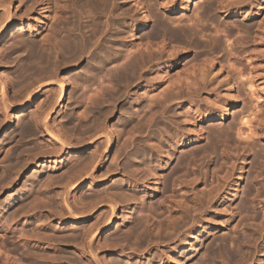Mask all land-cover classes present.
I'll list each match as a JSON object with an SVG mask.
<instances>
[{
	"label": "bare ground",
	"instance_id": "obj_1",
	"mask_svg": "<svg viewBox=\"0 0 264 264\" xmlns=\"http://www.w3.org/2000/svg\"><path fill=\"white\" fill-rule=\"evenodd\" d=\"M13 1L14 0H0V45L6 40V43L11 42L10 40H14V38L16 40L11 43V45L7 46L4 51L8 58H12V63L14 62V71H12L11 74H9L10 72L8 74L0 72V127H5L8 124L12 125L14 119L13 112L18 109L26 110L27 107L30 108L31 106L33 107L31 108V111L33 109V113L29 111L30 113L28 115L27 112L21 117L18 116L19 120H17V125L13 128L14 130L10 131L7 136L4 137V141L0 143V161L5 163L4 160H8V162H10L9 166H13V170H15V168L19 169L22 164L21 169L22 167L26 168L28 165H36L35 168L38 171L36 172V176H32L25 182L20 192L12 197V200H9L10 202L4 203V207L0 209V225L3 217H5L4 220L6 218L12 219L10 221L12 223L15 221V218L18 219L19 216L22 215V213H19L21 211L19 210L21 206L44 199L42 198L44 194L42 195L43 192H41L40 189L43 187L42 184L46 177L47 182L43 184L44 189H49L50 187L51 189H47L48 192L46 191V193L48 194L45 193L47 195V201L45 200L44 207L49 208L53 205V207L49 209L50 211L47 210L48 208H46V210L49 211L50 218L55 222L54 225L57 227H55L56 230L53 229L54 225H51L52 227L50 228V221L47 222L49 217H46L48 220L45 221L44 215V217H41L44 221L40 218L43 222H40L41 220L37 222L36 231H34L33 228L31 233H26L25 230L23 234H20L22 237V243H20L23 249L20 251V248L18 251L23 254V259L21 257V260H26L28 264H40L42 260H47L49 257L54 261L56 258H54L53 254L52 256L49 255L50 250L48 252V249L52 246L49 245L50 240H54L53 242L64 247L66 252L64 251V253L60 254V258L63 259V261L65 260L66 264H158L156 263L157 260H159V264H161L163 259L161 260V257L157 258V256L151 257L146 262L140 261L139 263H134L132 261V255L137 257L145 256L147 253L146 248L153 243L155 247H159L160 243L162 244L161 241L163 236L169 237L171 235L173 237L175 234L173 232L174 229H178L180 224L184 225L187 222L186 220L190 221V218L187 216L191 214L192 210L204 209V207L211 204V206H209L213 214L211 213L212 215L210 216L209 214H204L205 217L203 218L206 222V226H204V229L200 232L201 234H207L203 239L201 238L202 244L200 248L198 249L196 247L198 251L194 250L195 253L190 251L192 249H187V254L194 253V255L189 257L186 262L178 261L177 259V261H175L170 254L166 253L169 255H165L168 264H254V262L250 263L251 260L249 261V259H252V256L255 255L252 251L251 244L256 241L252 239L253 242L251 241V243L247 237L252 233L248 236L246 235L247 237L243 236V234L241 236L240 233L238 234L237 228V226L240 225L238 223H240L242 219H245L241 217L242 210H246V207H248L247 201H245L247 199H244L243 196L249 197L248 195L253 191V186L248 183L251 182V179L254 180L253 177L250 178L251 174H248L250 180L247 182L250 185H247L245 191H242L244 194L240 192L243 196L241 197L238 191L234 193V197L232 198L233 201L230 203L233 211H235L234 218L228 220L226 224L222 221L218 224V219L224 214L219 211L218 204L222 192L225 191V185L227 181H229V177L225 175L229 176L228 173L230 169L228 173L224 175L225 178H221L222 176L220 177L221 181L218 182L220 184L212 189L210 188L208 192H205V189L200 190L201 193L196 191L195 189L198 188L194 184L196 180L193 182L186 180V182H184V179H178L181 181L180 185H182L184 191L179 200H175L177 197H174V199L173 195L170 194V197H172L171 204L173 206L170 209L169 207L167 208L170 214L166 217V226L163 225L161 220H158L157 223L155 222L156 219L153 220L149 218L150 214H148V217L146 215L147 213L143 215V209H148L155 215L161 214L166 210L164 200L157 199L159 198L157 196H159V191L161 190V187L159 188L158 185L160 181V177H158V168L162 166L165 169L166 167L169 168V166H164L165 164L162 162V148L158 140H161V137L172 138L173 136L171 134L172 132H169L170 134L168 132L167 134L163 133L165 125L161 117H163L162 114H168L173 119L179 121L175 107L172 104L171 106L168 105V102L176 100L177 97L189 98L194 95L193 93L196 91L198 92L199 88L203 89V91L209 88L217 91L222 87L220 84L215 86L217 77L214 75L212 76L214 72H212L214 60L206 61V59H203L200 61L197 58L200 62L192 60V62H194L190 64V67L188 66L189 68H181L184 70L178 71L174 69V67L181 64L180 61L182 59H177L178 55L176 54L180 48L176 52L174 50H171V52L170 49H167L169 48L167 47L168 42L167 45L160 43L166 40L164 38L166 35H170V37L180 42L183 39H191L196 47L208 46L210 44L217 49L221 48V51L223 48L222 45L225 43L227 45L226 47H229L225 49L224 45L223 50L227 51L225 63H227L228 68L233 70L236 75L233 82L230 81L232 77H229L231 88H235L240 82L243 87L249 89L248 94L251 97L259 99L260 95L257 94V89L254 87V80L256 76H259L257 73H259L260 68H263L261 66L263 62L261 65L260 62L264 61V48L261 49L264 44L262 40L264 37L261 39L259 36L258 39H260V41L258 42L257 37H255L256 39L253 38L255 39L252 44L253 49H251V47L246 50L245 48H238L239 45H237V47L233 45L235 43L238 44L236 41L242 38L240 37L242 35H240V33L244 31H241L242 27L240 26L241 24H238V18L243 17V13H245L247 17L245 16L243 18L251 20L250 23L248 22L249 25H254V21H258L262 15L264 7L257 4L260 6L258 11L256 13H251L255 8V6L252 5L255 2L254 0H156L152 5H160L165 10L166 15L155 12L152 29L141 36L138 35L139 30L147 26L148 23L143 24L141 19H138L135 15H131L134 12L131 13V7L128 5L131 3L129 1L132 0H121V3L118 5L116 2L119 0H33V2L30 0H20V5L12 7ZM29 1L31 3H29ZM262 1L264 0H260L258 3ZM179 4L182 5L179 9L182 13L175 17L173 14H178ZM37 6H41L44 15L42 16V23H37V26L34 27L31 23V18H33L32 13L36 10ZM118 15L119 18L125 15L124 18L126 21L124 20L123 23H121L122 21L118 23ZM147 20L148 18L146 21ZM118 21H120V19ZM263 21L264 20L259 19L258 27L262 25ZM27 22L28 24L26 25ZM258 29L259 28L256 30L257 33L261 31ZM245 31L247 32L248 30ZM252 32L250 31V33ZM261 32H264V30L262 29ZM20 35L22 37L24 35V38L19 37ZM161 37L162 39H160ZM151 41H154V43ZM151 43L156 45L154 46ZM143 44H146V47H144L145 45ZM171 45L170 47H172ZM244 46L245 45H243V47ZM180 47L182 48V46ZM173 48L176 49L178 47ZM4 55L3 57L0 55V65L3 63L6 64V62H3L5 60ZM218 56L221 57L220 55ZM165 57H167V59H164ZM84 58L88 59V63L82 71H79L76 75L65 73L78 67V63ZM214 58L215 56L213 59ZM174 60H176V62ZM173 61L175 63H172ZM169 62H171V64H169ZM218 62H220V60H218ZM160 65L163 66L161 68L159 67V69L158 66ZM155 71H157L156 74L154 73ZM253 73H255L256 76L251 77L250 75ZM262 73L264 72L262 71ZM149 74L153 76H149ZM143 82H146V84L140 86ZM70 84L73 85V89L69 94L68 89ZM260 85L262 86V84ZM15 88L17 89L15 90ZM139 88L144 89L140 91ZM131 91H134V93ZM200 92L202 91L200 90ZM230 94V106L234 108L238 104L239 97H237L236 90H233V93ZM132 95H136L137 97L135 96V98H132L134 97ZM105 98L109 101L111 99L109 103L107 101L108 105L104 104L106 101ZM71 99L72 101H70ZM68 100L71 106L66 105ZM121 101L124 102L120 108L121 120L117 129H112L109 119H106L116 111V105ZM215 103L217 102L215 101ZM67 106L71 109L66 113L65 109ZM57 108L59 109L57 110ZM212 109L210 110V122L213 123L216 118H224V107H222L221 104L220 106L218 104L217 107ZM247 110L248 109L244 110L243 108V110L238 113L239 119H237V121H239L237 124L239 125L235 123L234 126L237 129V134L242 138L245 134L250 138H254L255 135L261 139L264 138V128H262L260 132H255L253 128H251V134L249 135V132H247L246 129L244 130V125H250V121L247 120ZM253 112V110L250 111V113L254 114L255 112ZM250 113L249 115H251ZM55 115L58 116L59 120L61 118L65 119L66 117L67 122L65 125L70 122L76 124L75 126L73 125L74 127L71 125V127L75 128H72V131H74L72 132L68 129L72 133H67V128L64 127L66 130L63 129L62 122H60V124L62 123L61 125L57 124L59 121L56 122ZM93 116H95L94 121L91 120ZM143 118H145V120L141 121ZM187 118L188 119L181 120L184 122L186 120H191L189 116ZM76 119L78 121H76ZM145 126L152 129V131L153 129L155 132L157 131V133H152L147 141H144L145 138L141 136L138 137L143 128L144 130L146 129ZM174 126L177 127L175 124ZM165 127L167 129V126ZM171 129L170 131H172ZM178 130H180V125ZM76 131L78 134L75 133ZM164 131L166 133V130ZM227 131L228 132H225V136L223 137H227L228 140L232 136L229 133L230 130ZM176 132L179 134L178 138L183 145L193 146L190 147V151L179 152L176 148L180 146L177 144L172 145L175 149L174 152H172L173 154L170 153L171 155H169V157L170 162L175 163L173 166L171 163L169 164L171 167L168 169L169 171L164 176V179L162 178L161 180L167 187L168 184L171 183L170 181L173 175V181H175L177 180L176 178L183 174L179 173L180 175L178 174L179 176L176 177V173H178L181 168L184 170L186 167L184 164L191 166L196 162L198 157L204 158L211 153L209 150L213 149V152L216 151L220 143L219 141L222 140L221 137V140H219V133H217L214 128L212 129L211 136H207L206 143H201V140H206V137H201V140H194L191 139L190 132L187 133L184 129ZM158 137L160 138L158 139ZM224 139L225 142H223L222 145L227 141L226 138ZM230 140H228L229 143ZM217 141L219 143H217ZM253 141L252 143L255 144ZM219 145L221 146V144ZM114 148H116L115 153L113 151ZM214 148L216 149L214 150ZM223 148H225V146ZM223 148L222 151H224ZM226 148L228 149V147ZM128 149L130 151V154H128L129 158L128 156L125 157L126 159L128 158V160L121 165L120 161L124 158V155H127ZM218 151L220 150L218 149L216 153H219ZM156 152L158 158L153 162V158L156 157L154 153ZM216 153L214 155H216ZM224 153L225 152H223V154ZM72 156L73 158L74 156L75 158L78 157L77 161L76 159L74 160ZM70 158L73 160H70ZM146 160L150 163L147 162L149 165L147 169L142 165L145 164L144 161ZM255 162H253V164L256 165ZM17 163L18 166L16 167ZM6 164V166H8V163ZM45 164L47 165L46 169L42 167ZM145 165L147 167V164ZM2 166L4 167V164ZM126 168L129 170L124 171ZM234 168L236 167L234 166ZM234 168L233 170H235ZM122 169L126 172L127 176L129 175V177H127L128 179H124L123 176L124 181L122 186L113 185V189L111 187L112 190L109 192L107 190L98 192L100 186L106 185L112 178L120 175L122 176L124 173ZM187 169L188 171L189 169L191 170V168ZM8 170L10 171L12 169ZM15 171L13 172L15 173ZM188 171L184 172V174ZM5 172H1V176L2 173L4 174ZM232 172L231 169L230 174ZM188 173L186 176L190 174ZM7 174L9 175V173ZM7 174H4L6 176L4 180L9 177ZM255 174L256 177L258 173L256 172ZM231 175H233V173ZM231 175L230 178L232 177ZM3 176L1 177L2 179ZM142 176H144V178H142L143 181L141 183L139 181H141ZM150 176L156 179L157 185L153 188L149 183L151 181ZM15 177L12 176V179L10 178L11 182ZM43 178L44 180L41 183ZM2 179H0V182ZM10 179L8 178L9 181L6 180L10 182ZM7 181H5V185L10 184ZM2 182L0 183V187L4 188V182L1 186ZM78 190L84 191L83 195L81 194L80 197H76ZM51 192H53V194H51ZM173 192L178 191L173 189ZM77 196L79 195L77 194ZM146 197L149 199H146ZM234 201H237L236 204H234ZM19 202H21L20 205L18 204ZM47 204L50 206H46ZM122 205L124 206L122 207L123 209L121 208ZM30 206L31 208L34 207L32 203ZM30 206L27 205L26 207L30 208ZM40 206L42 207L43 203H41ZM10 208H12V210L9 213L10 218H8L4 215L8 213L7 211ZM27 208L24 206L21 209H24L22 211L25 212ZM39 208L37 207L38 210ZM161 210L162 212H160ZM27 211L28 213L30 212L29 209ZM27 211L25 213H27ZM198 212L199 211H196L195 214L196 216L198 215L197 217L199 218ZM17 213H19V216H17ZM236 219L238 220L235 224L234 221ZM53 222L51 224H53ZM83 223L87 224L85 228L83 227L84 229H81ZM231 223L235 224V226L233 225L235 230L234 234L222 233L221 231ZM34 224H36V222H34ZM200 224L201 222L199 220L197 221L194 216L192 225L196 227L198 225L200 226ZM63 225H68L69 230L64 228L65 226L61 227ZM185 225L187 226V224ZM63 228L65 230H63ZM156 228L157 237L155 236L154 238L152 234ZM50 229L55 231L52 232ZM180 229L182 228L180 227ZM3 230H5L4 227ZM62 230L67 233H59ZM115 231L119 232L118 235L116 234L117 236L111 235L110 238L101 239L104 233L111 234ZM260 231L262 232V228ZM195 233V231H192L190 237L193 238ZM255 234L257 235V233ZM20 235H18V237H20ZM12 236L14 237V234ZM172 237L169 238L172 239ZM196 237L195 235L194 240ZM254 237L250 236V238ZM169 238L166 239L167 242L170 240ZM254 239H257V237ZM1 240L3 241V239H0V241ZM166 240L164 238V241ZM48 241L49 243L47 244ZM129 242H132L130 243L131 245H129ZM145 242L146 244H143ZM120 243L128 244L127 248H129V250L131 249L133 254L129 255L130 253L128 254V252L124 250L125 247L120 245L121 247L119 248L121 249L122 257L125 259L115 263L108 262L106 253L114 254ZM4 244L0 245L3 246ZM15 244L17 245L19 242L14 243V245ZM142 245H146V248H142ZM16 247H20V245ZM66 247H72L76 255L74 252H71L72 250L67 252ZM1 248L2 247H0V264L26 263V261L22 263L20 259V262H18L19 260L12 259L13 255H10V251L8 252L6 248L8 253H4L5 250ZM260 251L262 250L258 249V252ZM164 254L163 252L162 255ZM46 262L43 264H46ZM261 262L260 264H264Z\"/></svg>",
	"mask_w": 264,
	"mask_h": 264
},
{
	"label": "rangeland",
	"instance_id": "obj_2",
	"mask_svg": "<svg viewBox=\"0 0 264 264\" xmlns=\"http://www.w3.org/2000/svg\"><path fill=\"white\" fill-rule=\"evenodd\" d=\"M31 2H33V0H30ZM29 1V3H31ZM156 0H132V1H129V2H131V3H129L130 5H128V6H130L131 7V13H133V14H131V15H135L136 17H138V19H141V22L144 24V23H148L147 24V26H145L144 28H141L140 30H139V34L138 35H141V36H143V35H145V33H147L149 30H151L152 29V27H153V25H154V18H155V12L157 13V12H159L161 15H166V12H165V10L160 6V5H158V4H155V5H152V4H154L153 2H155ZM164 1V0H163ZM255 2H254V4H252L253 6H255V8H254V11H252L251 13H256L257 11H258V9H259V5H257V4H260V5H262L263 7H264V1H262L261 3H258L260 0H254ZM119 3H121V0H119V1H117L116 2V4L118 5ZM158 3V2H157ZM256 3V4H255ZM21 3H20V0H14L13 1V3H12V7L14 6V7H17L18 5H20ZM179 7H178V14L177 13H174L173 15L175 16V17H177L179 14H181L182 12H181V10H179L181 7H182V5L181 4H179L178 5ZM191 6V5H190ZM192 7H193V5H192ZM15 9V8H14ZM132 9H133V11H132ZM18 10V9H17ZM23 10H24V7H23ZM263 11H264V8H263ZM263 11H262V15L260 16V20H264V13H263ZM250 13V14H251ZM169 14V13H168ZM44 15V11H42V9H41V6H37V8H36V10L35 11H33V13H32V17L33 18H31V23L34 25V27L35 26H37V23L38 24H40V23H42V16ZM243 17H245L246 15H245V13H243ZM108 16H109V14H108ZM107 16V17H108ZM120 16H121V14H120ZM125 17V15H122V18H124ZM135 17V18H136ZM243 17H239L238 19L239 20H237L238 21V24L242 27V29H241V31L242 30H244V31H242L241 33H240V37H242V38H240L239 39V41H236V42H238V44L237 43H235L233 46L234 47H237V45H239V47L238 48H245L246 50L248 49V48H251L253 45V40H255L256 38L255 37H257V39L259 38V36L261 37V39H262V37H264V32H261L262 31V29L264 30V21L262 22V25L260 26V27H258L259 26V19H258V21L257 20H255L254 21V25H249V23H250V21L251 20H246V19H244ZM247 17V16H246ZM122 18H119V15H118V17H117V19L119 20L120 19V21H118L117 20V22L119 23V22H121V23H123L124 22V20L126 21V19L124 18V19H122ZM148 18V22L146 21V19ZM106 19V18H105ZM146 21V22H145ZM249 22V23H248ZM120 23V24H121ZM28 24V22L26 23V25ZM246 24V25H245ZM245 25V26H244ZM257 25V26H256ZM250 26V27H249ZM256 27V28H255ZM244 28V29H243ZM252 28V29H251ZM254 28V29H253ZM257 28H259L261 31L259 32V33H257L256 32V30H257ZM249 29H250V31L252 32V31H254L255 32V34H254V32H252V33H250V31H249ZM258 29V30H259ZM245 30H248L249 31V33H248V31L246 32ZM256 33H257V35H256ZM263 35V36H261V35ZM19 37H22L21 35L19 36ZM163 37V36H162ZM162 37L160 38V39H162ZM22 38H24V35H23V37ZM166 40H164V42H161L160 44H162V43H164V44H166L167 45V42H168V45H167V47H169V48H167V49H170V51L171 50H174L175 52H176V54L178 55V58L177 59H182L181 61H180V65H178V66H176V67H174V69H177L178 71L179 70H184V69H186L188 66L190 67V64H192L194 61H198V62H200L201 60H203V59H206V61H211V60H214L213 62V66L214 67H212L213 68V70H212V76L214 75L215 77H217L216 78V84H215V86L216 85H218V84H220V85H222V87L221 88H219L217 91L216 90H213L212 88L210 89H207V90H204L203 91V89H198L199 91V93L196 91L195 93H193L194 95H189V96H191V97H189V98H184V97H177L176 98V100H174V101H170V102H168V105H170L171 106V104L175 107V110H176V114L178 115V119H179V121H181V122H179L178 120H176V119H173L172 117H170L168 114H162V116L163 117H161L162 118V120L164 121V125L165 126H167V129H166V127L164 126V130H166V133H165V131L163 130V133L164 134H167V132L169 133H171L172 134V138L170 137V138H168V137H166V138H163V137H161V140H158L159 142H160V144H161V148H162V159H163V164H165L164 166H169V168L171 167V165L173 166L174 165V163L175 162H170V157H169V155H171L170 153H172V152H174V147L172 146V145H178V146H180L179 148H176V149H178V151L179 152H181V151H190V147L191 146H193V145H183L182 144V142L180 141V139L178 138L179 137V134L176 132V131H180V130H183L184 129V131H186L187 133L188 132H190V134H191V139H199V140H201L200 138L201 137H206V140L204 139V140H201L202 142L201 143H206V141H207V136H211V133H212V129L214 128V130L217 132V133H219V138L221 137L222 138V140H221V138L219 139V140H221V141H217V143H219V144H221V146L218 144V146H217V149L216 148H214V150L216 149V151H214L215 153L217 152V150L219 149L220 151H218L219 153H216V155H214L215 153L212 151L213 149H211V148H209V149H211V150H209V152H211V153H209L206 157H204V158H197L196 159V164L194 163V164H192L191 166L189 165V166H187L186 164H184L185 166V168H186V171H188V169L187 168H191V170L189 169V175H187L186 176V174L187 173H185L184 174V172H186L185 171V168H184V170H183V168H181L179 171H178V173H176V177H178L181 173H183L184 174V176H183V174L181 175V176H179L178 178H176L177 180H175V181H173V177H174V175L172 176V178H171V183H169L168 184V187L170 188H168L167 187V185L165 184V183H163V181H161L162 180V178L164 179V176L167 174V172L169 171L168 169L169 168H165L164 169V167H160V168H158V177H160V181H159V188L161 189L159 192V196H157V197H159V198H157V199H161V200H164V206L166 207H164L165 209V211L164 212H162V210L160 211V212H162L161 214L159 213V214H157V215H155V214H153V213H151V211H149L148 209H143V215H145L146 213V215H147V217H148V214H150L149 215V218H152L153 220H155V222H157L158 220H161V222L163 223V225L164 226H166L165 224H167L166 223V217H168L169 216V214H170V211L167 209L168 207H169V209L173 206L171 203H172V197H170V194L171 195H173V198L175 197H177L175 200H179L180 198H181V196H182V192L184 191V188L182 187V185H180L181 184V181L180 180H178V179H181V180H183L184 179V182H186V180H190V182H193L194 180H196L195 181V186L196 187H198V188H196L195 190L196 191H198L199 193H201V191L200 190H203V189H205L204 191L205 192H208V190H210V188L212 189V188H214V187H216L218 184H220V183H218L219 181H221L220 179L221 178H225V176L226 177H229L230 178V175L233 173V175H231L232 177L229 179L228 178V180L229 181H227V184L225 185V191L224 192H222V195H221V197L219 198L220 200V202H219V204H218V208H219V211L222 213H224L218 220V224H220V221H222V222H224L225 224H226V222L228 221V220H232L233 218H234V212L235 211H233V209H232V207L230 206V203H231V201H233L232 200V198L234 197V193L236 192V191H238L239 192V194H241V193H243L242 191H245V188L247 187V185H250L251 184V186H253V191H252V193L250 194V195H248L249 197H244L243 196V194H241L240 196L242 197L243 196V198L244 199H247V200H245V201H247V205H248V207H246L247 209L246 210H242V213H241V217H244L245 219H242L241 220V222L240 223H238V224H240V225H238L237 226V228H238V234L240 233L241 234V236H242V234H243V236H248L249 234H251L250 236L252 237H257V239H254V238H250V236H246L247 237V239L248 240H250V242L252 241L253 242V240L254 241H256V242H251L252 244V251L255 253V255H253L252 256V259L250 258L249 259V261H250V263L252 262H254V264H260V262L261 263H264V138H259L258 136H254V138H250V137H248L247 136V134H245V136L242 138V137H240L238 134H237V129H236V127H234L235 126V123L237 124V122L239 121H237V119H239L238 118V113L239 112H241L242 110H243V108H244V110L245 109H248L247 111H248V115H247V120H249L250 121V125H244V130L246 129V131L247 132H249L248 133V135L249 134H251V132H250V130H251V128H253V130L255 131V132H260L261 130H262V128H264L263 126L264 125H262V124H264L263 122H264V73H262V71L264 72V61H261L260 62V65L262 64V62H263V65H261L263 68H260V70H259V73H257L259 76H256V74L255 73H253V74H251L250 76L251 77H254V76H256V79L254 80V87L257 89L256 91H257V94H259L260 95V98L259 99H255L254 97H251L249 94H248V92H249V89L247 88V87H243V85H242V83L240 84V82H239V85L238 86H236L235 88H231V85L229 84V77L231 78V80L230 81H234V78H235V74H234V72H233V70H231L230 68H228V66H227V63H225L226 62V60H225V57H226V55H227V51L225 50H223L224 49V45H225V49H227V48H229V47H226L227 45L224 43L222 46H223V48H222V51L220 50V49H217V48H215L214 46H212V45H208V46H197L196 47V45H194V42L193 41H191V39H183L181 42L180 41H178V40H176V39H174V38H172V37H170V35H166L165 37H164ZM172 38V39H171ZM253 38H255V39H253ZM159 39V40H160ZM178 41V42H176V41ZM241 40V41H240ZM263 41H264V38L262 39ZM7 41V40H6ZM6 41L5 42H3L0 46V55H1V57H3V55L5 54V48L7 47V46H9V45H11V43H13V42H15L16 40H15V38H14V40H10L11 42H7L6 43ZM258 41H260V39H258L257 40V42ZM143 42H145V41H143ZM142 42V43H143ZM151 42H153L154 43V41H151ZM242 42V43H241ZM153 43H151L152 45H156V44H153ZM239 43H241V44H243V45H245L244 47H243V45H241V44H239ZM6 44V45H5ZM172 44V45H171ZM175 44V45H174ZM179 44H180V46H182V48L179 46ZM246 44H248V45H246ZM250 44V45H249ZM5 45V46H4ZM143 45H145L144 47H146V44H143ZM170 45L172 46V47H170ZM174 45V46H173ZM3 46V47H2ZM153 46V47H154ZM195 46V47H194ZM241 46V47H240ZM173 47H178V48H173ZM210 47V48H209ZM247 47V48H246ZM264 48V44L262 45V48L261 49H263ZM182 49H183V51H182ZM209 49V50H208ZM213 49V50H212ZM251 49H253V47L251 48ZM169 51V50H168ZM249 51H250V49H249ZM172 52V51H171ZM225 53V54H224ZM218 55H220L221 57H219ZM5 57H4V61L3 62H6V64L5 63H3V64H1L0 65V72H5L6 74H8L9 72V74H11L12 73V71H14V62L12 63V58L10 59V58H8V56L5 54L4 55ZM212 56V57H211ZM215 56V58L213 59V57ZM217 56V57H216ZM224 56V57H223ZM197 58L200 60H197ZM218 58V59H217ZM164 59H167V57H165ZM176 59V60H177ZM208 59V60H207ZM11 60V61H10ZM176 60H174L175 62H176ZM192 60H194L193 62H192ZM218 60H220V62H218ZM10 61V62H9ZM172 62V63H175V62ZM8 62V63H7ZM223 64H222V63ZM88 63V59H86V58H84L83 60H81V62H79L78 64V67H76L74 70H68L69 72H65V73H68V74H73V75H76L79 71H82L85 67H86V64ZM169 64H171V62H169ZM224 64H226V65H224ZM163 65H160V66H158V68L160 67H162ZM180 67V68H179ZM188 67V68H189ZM158 68H156V69H158ZM159 68V69H160ZM181 68H184V69H181ZM215 68V69H214ZM263 69V70H262ZM176 71V70H175ZM76 72V73H75ZM155 74L157 73V71H155L154 72ZM1 74V73H0ZM234 74V75H233ZM261 74H262V76H261ZM151 74H149V76H150ZM183 75V74H182ZM151 76H153V75H151ZM175 76V75H174ZM174 76H173V78H174ZM184 76V75H183ZM182 76V77H183ZM249 76V77H250ZM146 84V82H143L142 84H140V86H142V85H145ZM260 84H262V86L260 85ZM97 85V84H96ZM99 85V84H98ZM140 86H138V87H140ZM17 87V86H16ZM144 87V86H143ZM260 87V88H259ZM262 87V88H261ZM17 88H15V90H16ZM73 89V85L72 84H70V86H69V91H68V93L70 94V91ZM144 88H139V90L141 91V90H143ZM200 90L202 91V92H200ZM233 90H236V93H237V97H239V101H238V104H237V106H235L234 108H231V106H230V101H231V94L230 93H233ZM131 92H133L134 93V91H131ZM218 92V93H217ZM132 93V94H133ZM150 93H152V92H150ZM132 96H134V97H132V98H135V96L136 95H132ZM221 96V97H220ZM137 97V96H136ZM215 97V98H214ZM190 98H192V99H190ZM104 99V98H103ZM107 98H105V100H106ZM109 99V98H108ZM212 100H213V102H212ZM70 101H72V99L70 100ZM69 100L67 101V103H66V105H68V106H71V104L69 103L70 102ZM104 101V100H103ZM107 101H108V103L111 101V99H110V101L109 100H106L105 102H104V104L105 105H108L107 104ZM215 101L217 102V103H215ZM122 104H124V102H118L117 103V105H116V111L115 112H113L111 115H110V117L109 118H107L106 120H108L109 119V123H110V126L112 127V129H117V126L119 125V123H120V120H121V113H120V111H121V107H122ZM216 104V105H215ZM219 104V106H220V104H221V106L222 107H224V118H216L215 119V121L212 123V122H210V120H209V117H210V113H211V109L212 108H215V107H217V105ZM67 106V108L65 109L66 110V113L67 112H69V110L71 109V108H69ZM210 106H212V107H210ZM255 107H257V108H255ZM31 108H33V107H31L30 106V108L29 107H27L26 108V110L24 109H18V110H16L15 112H13V117H14V119H13V123H12V125L11 124H8V125H6L5 127L4 126H1L0 127V143H2V141H4V137H6L7 136V134L10 132V131H12V130H14L13 128H15V126L17 125V120H19L18 118L19 117H21L22 115H25L27 112V115L30 113L29 111H31ZM194 108V109H193ZM199 108V109H198ZM228 108V109H227ZM250 108H253V109H250ZM59 108H57V110H58ZM120 109V110H119ZM249 109H250V111L251 110H253L254 112V114H252V113H250V111H249ZM200 112H199V111ZM203 110V111H202ZM213 110V109H212ZM226 111H228V112H226ZM25 112V113H24ZM32 113H33V109H32V111H31ZM24 113V114H23ZM249 113L251 114V115H249ZM21 114V115H20ZM19 116V117H18ZM56 116V115H55ZM189 116V118H191V120L190 121H187V123H186V121L184 122V121H182V120H185V119H188L187 117ZM190 116H192V117H190ZM95 116H93V119L91 118V120H93L94 121V118ZM146 117V116H145ZM237 117V118H236ZM61 118V117H60ZM164 118V119H163ZM101 119H103V118H101ZM173 119V120H172ZM182 119V120H181ZM55 120H57L56 122H58L57 124H59V125H61L62 123V125H63V129L64 130H66L65 128H67V133L68 132H70L69 130H71L72 131V128L76 125V124H73V122L70 124V123H67V125H65L66 124V122H67V120H66V117H65V119H63V118H61L60 120H59V118H58V116H56V119ZM62 120V121H61ZM63 120H65V121H63ZM145 120V118H143V119H141V121H144ZM169 120V121H168ZM76 121H78L77 119H76ZM76 121L74 120V122L76 123ZM175 123H174V122ZM60 122H62L61 124H60ZM96 122V121H95ZM177 122H179V123H177ZM16 123V124H15ZM78 123V122H77ZM90 123H91V121H90ZM168 123H169V125H168ZM70 126H69V125ZM167 124V125H166ZM174 124L178 127H175L174 126ZM71 125L73 126V127H71ZM179 125H180V130H178L179 129ZM237 125H239V124H237ZM169 126V127H168ZM252 126V127H251ZM260 126V127H259ZM65 127V128H64ZM71 129H70V128ZM184 127V128H183ZM246 127V128H245ZM248 127H249V129H248ZM145 130H144V128H143V130L141 131V133L138 135V137H142V138H145V140L144 141H147V140H149V138H150V136H151V134L152 133H157V131L155 132L154 131V129H153V131H152V129H150L149 127H146L145 126ZM169 128V129H168ZM171 128H173V129H171ZM176 128H177V130H176ZM69 129V130H68ZM73 129H75V128H73ZM170 129L172 130V131H170ZM151 130V131H150ZM168 130V131H167ZM188 130H191V131H188ZM227 130H230L229 131V133L231 134V140H233V141H231L230 139H228V140H230V143L228 142V140H227V137H223V136H225V132H228ZM74 131V130H73ZM72 131V132H73ZM174 131V132H173ZM72 132H70V134L72 133ZM116 132V131H115ZM144 132H146V133H144ZM224 134H223V133ZM246 132V133H247ZM75 133H77V131L75 132ZM78 133H79V130H78ZM77 133V134H78ZM144 133V134H143ZM169 133V134H170ZM76 134V135H77ZM143 134V135H142ZM176 134V135H175ZM149 136V137H148ZM209 136V137H210ZM116 137H117V135H116ZM262 137H263V135H262ZM147 138V139H146ZM160 137H158V139H159ZM224 138H226V143H224L223 145H222V143L223 142H225V139ZM242 138V139H241ZM167 139H169V140H167ZM36 140V139H35ZM166 140V141H165ZM254 140V141H253ZM174 141H176V142H174ZM203 141H205V142H203ZM252 141L253 142H255V144H253L252 143ZM136 142H137V140H136ZM135 142V143H136ZM180 142V143H179ZM163 144V145H162ZM196 144H198V143H196ZM196 144H194V145H196ZM227 144V145H226ZM225 146V148H223ZM237 146V147H236ZM240 146V147H239ZM256 146V147H255ZM164 147V148H163ZM226 147H228V149L226 148ZM242 147V148H241ZM246 147V148H245ZM222 148H223V150L224 151H222ZM163 150H164V152H163ZM168 150V151H167ZM249 150V151H248ZM114 153H115V151H116V148H114ZM221 151H222V153H221ZM228 153H227V152ZM251 151V152H250ZM130 151H129V149H128V151H127V155H124L123 157V159L120 161V163H121V165H123L122 163H126V160H128V158H129V155L128 154H130L129 153ZM167 152V153H166ZM223 152H225L224 154L226 155H224L223 154ZM113 153V152H112ZM155 155L154 156H156L157 155V152L156 153H154ZM164 154V155H163ZM166 154V155H165ZM168 154V155H167ZM173 154V153H172ZM221 154V155H220ZM113 155V154H112ZM214 156V157H212V156ZM255 155H256V157H255ZM128 156V158L126 159L125 157H127ZM216 156V157H215ZM71 157V156H70ZM77 157V156H76ZM112 157V156H111ZM224 157V158H223ZM72 158H73V156H72ZM72 158H70V160H75L76 159V161H77V159H78V157L77 158H75V156H74V158L72 159ZM157 158H158V156H156V157H154L153 159V162L155 161V160H157ZM212 158H215V159H211ZM254 159V160H253ZM14 160V159H13ZM124 160V161H123ZM168 160V161H167ZM258 160V161H257ZM3 161V160H2ZM5 161V163L3 162H1L0 163V179H2L1 177L6 173H9V175L7 174V176H9L8 178L10 179L12 176L13 177H15L14 179H13V181L11 182V179H10V182H8L9 180H8V178H6L5 180H4V177H6L5 175L3 176V182H4V185H5V181H7L8 183H10V184H7V185H3V182H2V180H1V182H2V184H1V186L3 185V187L4 188H2V187H0V189H1V191H0V209L1 208H3L4 207V203L5 202H10L11 200H12V197H14L16 194H18L19 192H20V190H21V188L24 186V184H25V182H27V180H29L32 176H36V172L38 171L36 168H35V166L36 165H28L26 168H23L22 167V169H21V166H22V164H21V166H20V168L17 170L16 168H15V170L17 171V173H16V171L15 170H13V166H9L10 164V162H8V160H4ZM225 161V162H224ZM256 161V162H255ZM24 162V161H23ZM145 162V164H147V167H146V165L145 164H142L143 166H144V168L145 169H147L148 167H149V165H148V160H146V161H144ZM148 162V163H147ZM223 162V163H222ZM234 162V163H233ZM252 162V163H251ZM253 162H255L256 163V165L255 164H253ZM6 163H8V166H6L7 164ZM22 163V162H21ZM171 163V165H169ZM222 163V164H221ZM4 164V167L2 166ZM150 164V163H149ZM20 165V164H19ZM1 166H2V169H1ZM6 166V167H5ZM15 166V165H14ZM18 166V163H17V165H16V167ZM234 166L236 167V168H234ZM257 166V167H256ZM8 167V168H7ZM9 167H11V168H9ZM42 167H44L45 169H46V167H47V165L45 164L44 166H42ZM194 167V168H193ZM235 169V170H233V168ZM3 168H5V169H3ZM6 168H7V170H6ZM8 169H12V170H8ZM36 169V170H35ZM127 169V170H126ZM124 171H128L129 169L128 168H126ZM215 169H217V170H215ZM229 169H230V171H229ZM231 169H232V173L230 174V172H231ZM252 169V170H251ZM254 169V170H253ZM256 169H257V171H256ZM262 169V170H261ZM3 170V171H2ZM6 172H5V171ZM19 170H21V171H19ZM213 170H214V172H213ZM261 170V174L259 173V171ZM13 171H15V173H16V175H15V173L13 172ZM123 171V169H122V172H124ZM147 171V170H146ZM181 171V172H180ZM191 171V172H190ZM228 171H229V173H228ZM234 171H235V173H234ZM1 172H5L4 174L2 173V176H1ZM10 172H12V173H10ZM252 172H257L258 173V175L255 177V173H252ZM149 173V172H148ZM180 173V174H179ZM212 173V174H211ZM229 174V176L228 175H225V174ZM12 174V175H11ZM48 174H50V173H48ZM123 174H126V172H124ZM122 174V176L120 175V176H117V177H115V178H112L106 185H107V187H106V185H103V186H100V189L98 190V189H96V190H98V192H101V191H111L112 189H113V185H118V186H122V183H123V181H124V179L126 178V179H128L127 177H129V175L127 176V174L126 175H123ZM146 174H147V172H146ZM179 174V175H178ZM214 174V175H213ZM223 174V175H222ZM251 176L250 178H254V180L253 179H251V182H248L249 180H250V178H249V175ZM18 175V176H17ZM225 175V176H224ZM123 176H124V179H123ZM222 176V177H221ZM248 176V177H247ZM51 177V176H50ZM59 177V176H58ZM151 178H150V186L153 188V187H155L157 184H156V179L154 178V177H152V176H150ZM221 177V178H220ZM48 178V177H47ZM142 178H144V176H142L141 177V181H139V182H141L142 183V181H143V179ZM247 178H249V179H247ZM193 179V180H192ZM256 179V180H255ZM43 180H44V178L42 179V181H41V183L43 182ZM115 181V182H114ZM129 181H131V180H129ZM0 182V183H1ZM44 182H47L46 181V177H45V180H44ZM43 182V184H45ZM250 183V184H248V183ZM115 183V184H114ZM118 183V184H117ZM222 183V182H221ZM42 184V188L40 189V191L41 192H43L42 193V195L44 194V195H46V194H48V193H46V191H47V189H44V185ZM164 184V185H163ZM166 185V186H165ZM176 185V186H175ZM163 186H164V188H163ZM173 186V187H172ZM175 186V187H174ZM181 186V187H180ZM111 187H112V189H111ZM238 187V188H237ZM183 188V189H182ZM49 189H51V187L49 188ZM48 189V190H49ZM121 189V188H120ZM123 189V188H122ZM125 189V188H124ZM173 189H176V191H178V192H173ZM238 189V190H237ZM43 190V191H42ZM45 190V191H44ZM168 190V191H167ZM48 192V191H47ZM241 192V193H240ZM46 193V194H45ZM83 193H84V191L83 190H78L77 191V193H76V197H80L81 196V194L83 195ZM228 193V194H227ZM257 193H259V194H257ZM34 194H35V192H34ZM51 194H53V192H51ZM50 194V195H51ZM77 194L79 195V196H77ZM225 194V195H224ZM256 196H255V195ZM43 195V196H44ZM42 196V198H44L42 201H40V200H37V201H34V202H31L32 203V206H34V207H32L31 208V203H29V204H27L28 206H30V208L32 209H30V208H27L26 206L27 205H24L25 206V208H27V210L29 209V213H28V211H27V213H25V212H23L22 210H24V209H21V208H23L24 206H21V208L19 209V210H21L19 213H22V215L21 216H19V213H17L18 215L17 216H19V218L18 219H16L15 218V221H13V223L12 222H10L12 219H5L4 220V218L5 217H3V219H2V223H1V225H0V239H3V241L1 240L0 241V244H4L3 246L2 245H0V247H2L1 249L3 250H7L8 249V252L10 253V255L12 256L13 255V257H12V259H15V260H21V257H22V259H23V254H22V252H20V251H22V249H23V246H21L22 244V240H21V235L20 234H23L24 233V231L26 230V233H31L33 230V228H34V231H36V228H37V222H39L41 219L43 220V218H41V217H44V215H45V217H44V220L45 221H47L48 220V218H46V217H49V220L47 221V222H49L50 221V228L55 224V222H53L52 220H51V218H50V214H49V209H51V207H53V205L52 206H50V205H46V206H50L49 208L48 207H46V208H48L47 210H49V211H47L46 210V208L44 207L45 206V200L47 201V195L46 196H44L43 197ZM224 196V197H223ZM254 196V197H253ZM253 198H254V200H253ZM146 199H149L148 197H146ZM10 200V201H9ZM239 200V199H238ZM123 202H124V200H123ZM157 202H158V200H157ZM236 202L237 201H234V204H236ZM41 203H43V206L41 207L40 205H41ZM50 203H52V202H50ZM49 203V204H50ZM233 203V202H232ZM3 204V205H2ZM19 205L21 204V202H19L18 203ZM34 204V205H33ZM156 204V203H155ZM2 205V206H1ZM171 205V206H170ZM210 206H211V204H209ZM207 206V207H204V209H207V210H204L203 208H201V209H198V210H196V211H199L198 213H199V216L200 217H202V218H198L197 216H196V211L194 210H192L191 211V214L193 215H191L192 216V220H191V216L189 215V216H187L188 218H190L189 220L190 221H188V220H186L187 222L185 223V224H187V226L185 225H179L182 229H180V227H178V229H174L173 230V232L175 233H173V232H171L172 234H174V236L172 237L171 235L169 236V237H172V239L171 238H169L168 236V238L170 239L168 242H167V240L166 239H168L166 236L164 237H162L163 239H162V244L160 243V245H159V247H155V244L153 243V244H151L150 246H148V248H146L145 246L146 245H142V248H146V251H147V253H146V255L145 256H142V257H137V256H135V255H132V261L134 262V263H139L140 261H148L151 257H153V256H157V258H160L161 257V260H162V263L161 264H168V262L166 261L167 260V258H165V255L167 256L168 254H170L172 257H173V259L175 260V261H183V262H186L187 261V259L189 258V257H191V256H193L194 255V253H189V254H187L186 253V251H187V249H192V250H190V251H192V252H195V251H198V249L200 248V246H201V244H202V239L204 238V236H206V234H201V232L200 231H202V229H204V226H206V222H205V220H204V218L203 217H205V215L204 214H209V216L210 215H212L213 213L211 212L212 211V209L210 208V206ZM35 207H36V209H35ZM37 207L39 208V210L37 209ZM45 209H44V208ZM122 207H124L123 205L121 206V208ZM44 209V210H43ZM123 209V208H122ZM12 210V208H10L7 212V214L6 215H4V216H7L8 218H10V216H9V213H10V211ZM46 210V211H45ZM210 212H209V211ZM205 211V212H204ZM208 211V212H207ZM41 212V213H40ZM203 214H202V213ZM217 212V211H216ZM250 214H249V213ZM256 212V213H255ZM24 213H25V215H24ZM212 213V214H211ZM254 213V214H253ZM49 214V215H48ZM153 214V215H152ZM201 214V215H200ZM252 214V215H251ZM256 214V215H255ZM48 215V216H47ZM16 216V217H17ZM194 216H195V218H196V220L198 221H200L201 222V224H200V226L198 225V226H196V227H194L192 224H193V218H194ZM35 217V218H34ZM37 217H38V219H37ZM144 217H146V216H144ZM186 217V218H187ZM238 217V216H237ZM239 217H240V215H239ZM41 218V219H40ZM187 218V219H188ZM198 218V219H197ZM35 219V220H34ZM203 219V220H202ZM18 222H17V221ZM34 220V221H33ZM37 220V221H36ZM40 221V222H43V221ZM202 220V221H201ZM237 220L238 219H236L235 221H234V223L236 224L237 223ZM26 221V222H25ZM28 221H30V222H28ZM5 222V223H4ZM10 222V223H9ZM28 222V223H27ZM34 222H36V224H34ZM53 222V224H51ZM7 223V224H6ZM22 223V224H21ZM32 223V224H31ZM158 223V222H157ZM86 224L87 223H83L82 225H81V229H84L85 227H86ZM204 224V225H203ZM235 224H230V225H228V226H226L225 227V229H223L221 232L223 233H229V234H234V232H235V230H234V227H233V225L235 226ZM29 225V226H28ZM31 225V226H30ZM34 225H36V226H34ZM52 225V226H51ZM188 225H189V227H188ZM2 226V227H1ZM9 226V227H8ZM65 226V227H64ZM67 226V227H66ZM257 226L260 230H261V228H262V232L258 229H256L255 227ZM262 226V227H261ZM3 227H4V229L7 231H5V230H3ZM25 227V228H24ZM31 227V228H30ZM55 225H54V228L53 229H55ZM61 227H64V228H67L68 230H69V226L68 225H63V226H61ZM84 227V228H83ZM2 228V229H1ZM57 228V227H56ZM63 228V230H65ZM122 228V227H121ZM120 228V229H121ZM199 228H200V230H199ZM255 228V229H254ZM53 229H50V230H52V232H54L55 230H53ZM66 229V231L68 232V230ZM250 229V230H249ZM10 230V231H9ZM50 230H48V231H50ZM60 231L59 233H61L62 232V234L64 233V232H66V231ZM122 230V229H121ZM157 231V228L156 229H154V232H153V236H154V238H155V236H156V231ZM175 230H179V231H175ZM240 230V231H239ZM9 231V232H8ZM12 231V232H11ZM23 231V232H22ZM192 231H195L196 233H195V235L197 236L196 238H195V240H194V236H193V238L192 237H190V234L192 233ZM66 232V233H67ZM261 232V233H260ZM3 233V234H2ZM56 233H58V232H56ZM255 233H257V235L255 234ZM260 233V234H259ZM9 234V235H8ZM14 234V237H16V238H14L12 235ZM119 234V232L118 231H115V232H112L111 234L110 233H104L103 234V236L101 237V239H107V238H110V236L111 235H113V236H117V235ZM259 234V235H258ZM18 235H20V237H18ZM11 236V237H10ZM178 238H177V237ZM183 236V237H182ZM157 237V236H156ZM175 237V238H174ZM12 238H14V239H12ZM18 238V239H17ZM164 238H165V240L166 241H164ZM181 238V239H180ZM198 238V239H197ZM202 238V239H201ZM21 241H20V240ZM180 239V240H179ZM253 239V240H252ZM13 240H14V242H13ZM19 240V241H18ZM188 240H189V242H188ZM200 240H201V243H200ZM19 242V244H17V245H20V247H16L15 245H14V243H18ZM45 241V240H44ZM47 241V240H46ZM54 240H50V243H49V241L47 242V244L49 243V245H52L51 246V248L50 249H48V252H49V250H50V252H49V255L50 256H52V254H53V256H54V258H56V259H54V261H53V259L51 258H47V260L45 259V260H42L41 262H40V264L42 263H44V262H46V261H48V262H46V264H48L49 262V264H51V263H53V262H55V263H53V264H66V261L64 260L63 261V259H61L60 258V254H62V253H64V247H61V245L60 244H57V243H55V242H53ZM102 241H104V240H102ZM184 241V242H183ZM187 243H186V242ZM191 241V242H190ZM11 242H13V243H11ZM21 242V243H20ZM165 242V243H164ZM6 243H7V246H6ZM9 243V244H8ZM130 243H132V242H129V245H131ZM164 243V244H163ZM184 243V244H183ZM190 243V244H189ZM13 244V245H12ZM143 244H146V242L145 243H143ZM187 244V245H186ZM254 244V245H253ZM59 245V246H58ZM123 247H125L124 248V250H126V252H128V254L129 255H131V254H133L132 253V251H131V249L129 250V248H127L128 247V244H123V243H120L119 244V246H117V250H116V252H114V254H110V253H106V259L108 260V262H113V263H115V262H117V261H122V260H124L125 258L124 257H122V254H121V249L119 248V247H121V246ZM173 245H175V246H173ZM176 245H177V247H176ZM154 246V247H153ZM172 246H173V248L174 249H176V250H174L173 248H172ZM256 246V247H255ZM259 246V247H258ZM61 247V248H60ZM196 247L198 248V249H196ZM254 247V248H253ZM7 248V249H6ZM21 248V249H20ZM52 248H54V249H52ZM67 248V249H66ZM65 249L67 250V252H70V250H72V247H66ZM257 248V249H256ZM20 249V251H18ZM56 249V250H55ZM254 249H255V251H254ZM258 249H260V250H262V251H260V252H258ZM16 250V251H15ZM195 250V251H194ZM4 251V253H8L7 251L5 252ZM62 251V252H61ZM165 253L164 255H162V253L163 252ZM257 251V252H256ZM66 252V251H65ZM71 252H74V254L76 253L74 250H72ZM159 252V253H158ZM253 252H252V254H253ZM262 252V253H261ZM12 253V254H11ZM57 255H56V254ZM116 253V254H115ZM166 253H168V254H166ZM196 253V252H195ZM259 253V254H258ZM76 255V254H75ZM59 256V257H58ZM159 256V257H158ZM169 256V255H168ZM254 257V258H253ZM58 258V259H57ZM147 258V259H146ZM198 258H199V256H198ZM177 259V260H176ZM20 260L18 261V262H20ZM52 262H51V261ZM60 260V261H59ZM106 260V261H107ZM110 260V261H109ZM157 260V259H156ZM195 260V259H194ZM253 260V261H252ZM256 260V261H255ZM22 261V263L24 262L25 263V261L26 260H21ZM44 261V262H43ZM59 261V262H58ZM57 262V263H56ZM61 262V263H60ZM64 262V263H63ZM156 263H160L159 262V260H157L156 261ZM25 264H28V262L26 261V263Z\"/></svg>",
	"mask_w": 264,
	"mask_h": 264
}]
</instances>
